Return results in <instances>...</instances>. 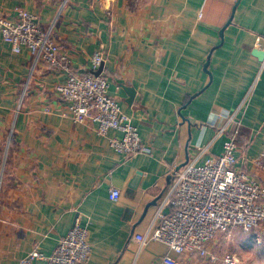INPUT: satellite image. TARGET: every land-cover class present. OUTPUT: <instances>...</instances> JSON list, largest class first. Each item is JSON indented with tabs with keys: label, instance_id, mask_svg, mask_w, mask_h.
Returning a JSON list of instances; mask_svg holds the SVG:
<instances>
[{
	"label": "crops",
	"instance_id": "crops-1",
	"mask_svg": "<svg viewBox=\"0 0 264 264\" xmlns=\"http://www.w3.org/2000/svg\"><path fill=\"white\" fill-rule=\"evenodd\" d=\"M19 8L54 25L73 72L95 74L92 58L103 52L109 94L152 154L127 158L111 147L118 133L76 123L55 90L67 74L34 67L0 33V141L12 131L0 264H19L34 249L51 255L76 225L90 232L88 264H161L169 249L151 234L176 170L204 149L198 164L220 156L237 122V168L264 183V59L254 55L264 47V0H0L11 19Z\"/></svg>",
	"mask_w": 264,
	"mask_h": 264
},
{
	"label": "built area",
	"instance_id": "built-area-1",
	"mask_svg": "<svg viewBox=\"0 0 264 264\" xmlns=\"http://www.w3.org/2000/svg\"><path fill=\"white\" fill-rule=\"evenodd\" d=\"M0 33L13 53L28 52L34 67L43 63L67 74L66 81L58 84L55 90L61 101L68 105L76 123L96 124L101 136H107L110 131L118 133L119 136L110 138L111 147L127 158L152 154V148L142 142L119 100L110 96L108 78L103 73L96 76L73 72L71 60L61 52L54 37L53 24L43 28L36 16L19 8L14 19L0 14ZM103 63V52H97L92 58L93 72H97ZM236 125L227 133L228 139L220 156L204 159L198 164L206 153L204 149L200 157L176 170L172 187L158 204L151 234V240L161 242L169 249L170 254L163 257L161 264H179V257L184 255L207 257L215 262L218 259L211 254V247L220 234L233 230L250 233L264 226V183L237 168L241 122ZM226 131L224 128L221 133ZM258 164H262L261 159ZM119 196L118 189L111 190L112 200ZM171 253L179 256L178 259ZM91 255L89 229L76 225L51 255L34 249L19 264H88ZM224 262L237 264L238 259L233 254H226Z\"/></svg>",
	"mask_w": 264,
	"mask_h": 264
},
{
	"label": "rangeland",
	"instance_id": "rangeland-1",
	"mask_svg": "<svg viewBox=\"0 0 264 264\" xmlns=\"http://www.w3.org/2000/svg\"><path fill=\"white\" fill-rule=\"evenodd\" d=\"M6 135V138L0 141V186L4 181L6 164L11 151L9 145L12 131L7 132ZM211 254L217 256L218 260L217 262L210 260L209 264H225L226 254L235 255L238 259L237 264H264V226L250 233L233 230L220 234L212 243ZM200 258L204 261L209 259Z\"/></svg>",
	"mask_w": 264,
	"mask_h": 264
},
{
	"label": "water",
	"instance_id": "water-1",
	"mask_svg": "<svg viewBox=\"0 0 264 264\" xmlns=\"http://www.w3.org/2000/svg\"><path fill=\"white\" fill-rule=\"evenodd\" d=\"M235 10V9H234ZM233 10V12H234ZM233 20V16L231 17V19L228 21L227 25L228 26ZM226 27H224L222 30H221V36L223 37V34H224V30H225ZM254 55L257 56L260 60H263L264 59V51L263 50H255L254 51ZM206 71L208 73H210L207 68L209 67V62L206 63ZM103 69H104V65H102L99 70L97 72H95V75L98 76L100 75L102 72H103ZM128 94L130 96V101L129 103H132V101L134 100V96H135V91L134 90H128Z\"/></svg>",
	"mask_w": 264,
	"mask_h": 264
},
{
	"label": "trees",
	"instance_id": "trees-1",
	"mask_svg": "<svg viewBox=\"0 0 264 264\" xmlns=\"http://www.w3.org/2000/svg\"><path fill=\"white\" fill-rule=\"evenodd\" d=\"M240 133H242V128H241V130H240ZM222 234H224V233H222ZM225 255V254H224ZM211 262V261H210Z\"/></svg>",
	"mask_w": 264,
	"mask_h": 264
}]
</instances>
